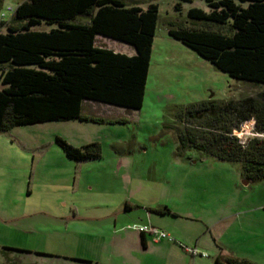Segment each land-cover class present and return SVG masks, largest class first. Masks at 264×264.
I'll list each match as a JSON object with an SVG mask.
<instances>
[{
    "label": "rangeland",
    "instance_id": "obj_1",
    "mask_svg": "<svg viewBox=\"0 0 264 264\" xmlns=\"http://www.w3.org/2000/svg\"><path fill=\"white\" fill-rule=\"evenodd\" d=\"M21 1H2L0 33L13 14L8 8ZM122 1L157 7L141 108L85 102L84 114L124 122L68 120L0 132V251L12 249L18 264H264V181L246 182L238 163L178 154L174 130L177 110L188 104L254 98L264 86L230 78L168 35L201 26L186 15L192 8L207 13L204 0ZM95 43L135 54L114 40ZM232 135L261 137L251 121ZM56 138L75 148L97 143L100 158L70 160ZM144 227L167 237L156 241L146 232L141 242Z\"/></svg>",
    "mask_w": 264,
    "mask_h": 264
},
{
    "label": "trees",
    "instance_id": "obj_2",
    "mask_svg": "<svg viewBox=\"0 0 264 264\" xmlns=\"http://www.w3.org/2000/svg\"><path fill=\"white\" fill-rule=\"evenodd\" d=\"M204 1L207 13L192 8L186 15L201 26L170 28L168 35L230 78L264 86V0ZM156 18L154 4L142 10L122 0L21 1L0 34V132L68 120L124 122L86 115L83 104L141 108ZM41 23L52 28L32 30ZM96 36L127 44L135 54L97 46ZM247 121L261 137L241 142L232 132ZM175 122L178 154L193 150L238 163L246 182L264 181V91L238 101L188 104L177 110ZM55 142L70 160L100 158L97 143L75 148L60 138ZM10 251H0L2 264H18Z\"/></svg>",
    "mask_w": 264,
    "mask_h": 264
},
{
    "label": "built area",
    "instance_id": "obj_3",
    "mask_svg": "<svg viewBox=\"0 0 264 264\" xmlns=\"http://www.w3.org/2000/svg\"><path fill=\"white\" fill-rule=\"evenodd\" d=\"M13 10L14 9L8 8V11L13 12ZM1 16H3V14H1ZM139 232H142V233L147 232V233L151 234L154 237V240H156V241H158L160 239H164L167 237L163 232L157 231L153 228L144 227V228L139 229Z\"/></svg>",
    "mask_w": 264,
    "mask_h": 264
},
{
    "label": "crops",
    "instance_id": "obj_4",
    "mask_svg": "<svg viewBox=\"0 0 264 264\" xmlns=\"http://www.w3.org/2000/svg\"><path fill=\"white\" fill-rule=\"evenodd\" d=\"M0 24H2V26L4 25V24H6V23H3V22H1ZM6 29V28H5ZM3 33H5V31H3V32H1L0 34H3ZM97 38H99V39H101V40H107V38H104V37H100V36H96L95 37V40L97 39ZM111 40V39H110ZM127 45V44H126ZM129 46V45H128ZM100 47H104L105 48V44H103V46H100ZM131 47V46H130ZM132 48V47H131ZM107 49V48H106ZM133 49V48H132ZM108 50H110V49H108ZM112 51V50H111ZM114 52V51H113ZM135 52V51H134ZM114 53H116V52H114ZM121 54V53H120ZM125 55V54H124ZM126 56H128V55H126ZM131 56H133V55H131ZM151 57H152V50H151V54H150V61H151ZM149 67H150V63H149ZM148 76H149V68H148V72H147V78H146V84H147V80H148ZM146 84H145V86H146ZM85 102H89V103H94V102H91V101H85ZM84 102V103H85ZM96 104H99V103H96Z\"/></svg>",
    "mask_w": 264,
    "mask_h": 264
}]
</instances>
